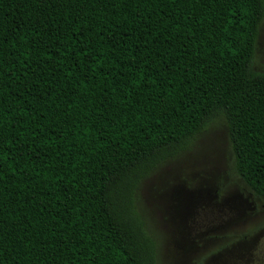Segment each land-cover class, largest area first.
I'll return each mask as SVG.
<instances>
[{
    "label": "trees",
    "instance_id": "trees-1",
    "mask_svg": "<svg viewBox=\"0 0 264 264\" xmlns=\"http://www.w3.org/2000/svg\"><path fill=\"white\" fill-rule=\"evenodd\" d=\"M263 18L264 0H0V264H156L134 189L218 115L264 197Z\"/></svg>",
    "mask_w": 264,
    "mask_h": 264
},
{
    "label": "rangeland",
    "instance_id": "rangeland-1",
    "mask_svg": "<svg viewBox=\"0 0 264 264\" xmlns=\"http://www.w3.org/2000/svg\"><path fill=\"white\" fill-rule=\"evenodd\" d=\"M253 69L264 70V18ZM133 197L157 239L156 264H264V197L237 176L222 115L143 176Z\"/></svg>",
    "mask_w": 264,
    "mask_h": 264
}]
</instances>
